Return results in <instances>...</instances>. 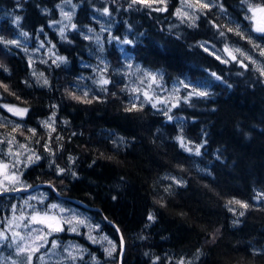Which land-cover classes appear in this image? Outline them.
Wrapping results in <instances>:
<instances>
[{
    "label": "trees",
    "instance_id": "obj_1",
    "mask_svg": "<svg viewBox=\"0 0 264 264\" xmlns=\"http://www.w3.org/2000/svg\"><path fill=\"white\" fill-rule=\"evenodd\" d=\"M64 1L0 0V38L23 39L0 43V111L7 114L2 104L27 109L19 126L0 122V131L36 146L39 159L22 167L24 182L50 184L94 208L43 187L51 201L74 206L116 240L108 255L103 244L72 236L84 245L79 264H119L114 225L124 240L121 264H264V75L245 60L223 62L202 45H237L264 61V32L254 30L247 13L250 4L264 8V0L199 4L192 20L177 15L183 0H72L75 28L61 35L51 24L62 17ZM87 29L102 31V46L82 34ZM108 35L128 39L124 52L132 63L159 71L167 88L184 80L192 87L184 86L171 107L134 101L123 55ZM40 44L62 62L32 63L25 48ZM101 55L109 68L98 75L92 66ZM84 83L89 93L79 88ZM198 88L208 95L192 92ZM15 191H0V232L8 218L26 212L25 194L8 193Z\"/></svg>",
    "mask_w": 264,
    "mask_h": 264
},
{
    "label": "rangeland",
    "instance_id": "obj_2",
    "mask_svg": "<svg viewBox=\"0 0 264 264\" xmlns=\"http://www.w3.org/2000/svg\"><path fill=\"white\" fill-rule=\"evenodd\" d=\"M158 2L157 0L155 3ZM200 3L212 6L217 4V0H200ZM188 5H193V7H189ZM75 7L76 3L72 0H66L59 5L62 17L59 21H55L51 24L58 33L61 34V30H63V34H65L68 28H73L71 27V20L65 19L63 14L70 13L72 19ZM250 8L258 9L263 7L250 4L247 8L248 17L256 31L257 27L264 26V13L256 12L254 15L253 12L249 10ZM198 9L199 3H197V0H183L178 8V12L180 13L179 16L192 20ZM100 27L103 31L109 30L103 19H100ZM100 32L101 33L98 35L96 32L87 29L82 31V34L102 46L103 35L102 31ZM107 39L108 42H115V46L123 55L125 61L124 76L126 78L125 80H127L126 88L131 91L134 101L141 103L149 102L157 107H159V105L171 107V104L175 103L174 100L178 97L184 86L187 85L192 87L188 81L184 80L176 82L170 88H167L162 81L159 71L142 69L139 63H132V59L124 52V46L127 44L125 41H128V39L110 35L107 36ZM14 41L18 44L23 43L22 37H17ZM202 45L207 51L215 57H219L223 62L238 59L250 62L256 68L257 66L264 67V61L259 56H254L240 46L228 44L218 47L212 43L206 42H202ZM25 49L32 63L34 61L48 62L49 60L57 63L62 62L61 59H58L60 56L55 54L50 45L40 44L38 47H29ZM241 53L244 55H241ZM245 57H250V59H246ZM97 59V63L92 67L95 72L100 75V73L108 71L109 66L104 55L97 56ZM253 61H255V63H253ZM33 74L41 81L46 80V77L40 71L34 70ZM152 77L156 78L155 81H153ZM104 80L107 79L102 76H96L94 79L98 84L102 83ZM79 88L85 93H89L92 90L91 87L85 83ZM195 90L196 92H203L202 88ZM8 107L24 109L18 105L2 104V108L7 114L0 111V122L9 123L12 126H19L20 121L18 119L23 118L25 113L23 115L13 114V112L8 111ZM44 121L49 122L50 127H44L47 131H50L53 128L52 118L45 119L43 122ZM2 143H4V149L3 151L0 150V155L4 152V156L8 155V158L3 159L1 158L2 156H0V164H7L8 168L0 170V183L3 185L0 187V191H4L5 188L11 190L31 188V184L22 180L20 172L22 167L38 160L37 157L39 154L35 150V144L27 140H22L21 136L19 137L14 133H4L0 131V145ZM30 157L31 159H29ZM13 175L17 177L16 180L5 179V176ZM173 182L177 183L179 180L173 179ZM24 194V196H20V204L21 206L23 205L26 212L21 215V218L10 217L5 222V230H3L2 233L7 237L9 236L8 233L11 234L13 253L9 254L6 251L7 248L5 249L7 239H0V264H27V256L29 254L31 255V264H34L35 261L38 262V264H79L80 259L84 255V245L79 240L72 238V236L75 235L81 236L82 240L89 241L92 244L101 243L106 249H110L112 244H115L116 247L115 250L112 251V254L117 250L118 245L116 240L112 239L110 236L98 233L99 224L92 220L90 216L84 214L72 205H66L62 201H51L46 189L40 188ZM33 217H36V219L33 220ZM57 228L60 230H56ZM17 233L19 235H16ZM21 237H23V239H21ZM38 237L39 239H37ZM105 237H107V239H105ZM109 241H112V244H109ZM25 246H27L28 251L19 253L18 248ZM33 248L37 250L32 252L31 249ZM69 253H71V255H69Z\"/></svg>",
    "mask_w": 264,
    "mask_h": 264
},
{
    "label": "snow or ice",
    "instance_id": "obj_3",
    "mask_svg": "<svg viewBox=\"0 0 264 264\" xmlns=\"http://www.w3.org/2000/svg\"><path fill=\"white\" fill-rule=\"evenodd\" d=\"M136 2H137V0H133V3H136ZM197 3L200 4L201 8H208L209 7L208 4L200 3V0H197ZM188 6L189 7H193V5H188ZM161 10H163V9H161ZM249 10L252 11L254 15H255L256 12L264 13V8H258V9L257 8H250ZM104 12L107 13L108 10L104 9ZM63 15H64L65 19H67L69 21L71 20V14L70 13H64ZM177 15H180V13L178 12ZM17 23H19V18H17ZM71 27L75 28V25H71ZM256 31L264 32V26L257 27ZM237 34L239 35V32H237ZM25 35H26V33H25ZM61 35H63V30H61ZM0 43L14 44V43H16V41L13 40V41H6L5 42V41H3L2 38H0ZM125 43H130V42L129 41H125ZM237 51H239V50H237ZM241 55H244V54L241 53ZM261 55H264V51L261 52ZM217 58L219 59V57H217ZM233 58H235V57H233ZM245 58L246 59H250V57H245ZM58 59L62 60L63 58L62 57H58ZM253 63H255V61H253ZM257 70L261 73V75H264V67L257 66ZM213 75H215V74H213ZM152 79H153V81H155L156 78L152 77ZM217 79H219V77H217ZM44 83L47 84L48 83L47 80H45ZM102 83L107 84L108 81L104 80V81H102ZM3 87H5V90H7V86L6 85H3ZM186 87H187V85H186ZM193 93L196 94V95H199V96H207L208 95L207 92H196L195 89H193ZM85 95H87V94H85ZM145 95H147V94H145ZM73 98L74 99H80L79 97H73ZM85 102H90V101H85ZM129 110H131V109H129ZM8 111L13 112V114H16V115H23L24 113L27 112V109H19V108H15V107H8ZM169 119H171V117H169ZM43 124H44L45 127H50V124H49L48 121H44ZM181 146H184L183 145V141H181ZM186 150L190 151V149H186ZM196 154L199 155V149H197ZM29 159H31V157ZM37 159H39V157H37ZM7 168H8L7 164H0V170L7 169ZM59 171L62 173L63 169H60ZM5 179L14 181V180L17 179V177H15L14 175L13 176H5ZM2 186H3L2 183H0V187H2ZM114 199H115V197H114ZM234 202L236 204L240 205L243 208H247L248 207V205L243 204L240 201H234ZM230 203H232V202H230ZM53 207H55V206H53ZM241 215H243V213H241ZM32 219L35 220L36 217H33ZM148 219L149 220H153L154 217L150 215L148 217ZM56 230H60V229L57 228ZM73 230H75V229H73ZM16 235H19V234L17 233ZM0 239H5L6 240L7 236H5L4 233L0 232ZM21 239H23V237H21ZM37 239H39V237ZM105 239H107V237H105ZM109 244H112V241H109ZM115 247H116L115 244H112V247L110 249H106V251L108 252V255L112 254V251L115 250ZM36 250H37L36 248L31 249L32 252H35ZM27 251H28L27 246L18 248V252L19 253H25ZM69 255H71V253H69ZM41 259H42V257H41ZM27 264H31V255L30 254L27 256ZM181 264H183V262H181Z\"/></svg>",
    "mask_w": 264,
    "mask_h": 264
},
{
    "label": "water",
    "instance_id": "obj_4",
    "mask_svg": "<svg viewBox=\"0 0 264 264\" xmlns=\"http://www.w3.org/2000/svg\"><path fill=\"white\" fill-rule=\"evenodd\" d=\"M263 19H264V16H263ZM45 186H49V187H51V188L55 191V193L57 194V196H58L59 198H61V199L71 201V202L75 203L76 205H78V206H80V207H83V208H86V209H89V210H95L94 208H91V207L87 206L86 204H84V203H82V202H80V201H77V200H74V199L67 198L66 196H65V197H64V196H61V195L55 190V188H54L52 185H50V184L36 185V186L31 187V188H24V189H21V190L15 191V192H8V193H10V194H11V193H28V192H32V191H34V190H36V189L43 188V187H45ZM2 194H4V193H1V192H0V195H2ZM114 227L117 229V232H118V234H119V237H120V240H121V243H122V253H121V257H120V261H119V264H121V259H122L123 252H124V240H123V237H122V235H121L120 230H118V228H117L115 225H114Z\"/></svg>",
    "mask_w": 264,
    "mask_h": 264
},
{
    "label": "bare ground",
    "instance_id": "obj_5",
    "mask_svg": "<svg viewBox=\"0 0 264 264\" xmlns=\"http://www.w3.org/2000/svg\"><path fill=\"white\" fill-rule=\"evenodd\" d=\"M264 20V19H263Z\"/></svg>",
    "mask_w": 264,
    "mask_h": 264
}]
</instances>
